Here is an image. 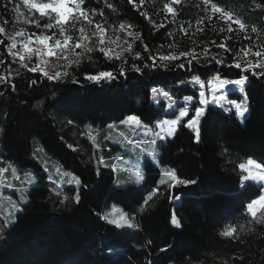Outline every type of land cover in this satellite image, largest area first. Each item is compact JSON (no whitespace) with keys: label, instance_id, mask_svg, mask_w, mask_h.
<instances>
[{"label":"trees","instance_id":"trees-1","mask_svg":"<svg viewBox=\"0 0 264 264\" xmlns=\"http://www.w3.org/2000/svg\"><path fill=\"white\" fill-rule=\"evenodd\" d=\"M16 1L0 0V5L8 3V10L0 6V26L5 32L21 26L13 9ZM210 2L242 20L245 29L231 25L229 32L230 25L213 14L204 0H83L82 10L97 13L89 19L117 38V54H123L128 66L137 52L145 59L151 53L159 63L160 56L193 50L201 54L207 47L212 55L224 58L226 65L241 62L242 48L264 52V0ZM168 7L173 11L167 12ZM45 22L43 18L41 25ZM27 27L37 33L45 31ZM0 41V60L5 62L0 64V75L10 72V83L16 85L15 90L0 86V169H4L0 178L20 187L48 180L75 202L69 212L58 215L37 192L28 210L25 190L18 196L3 189L15 200L0 197L1 214L8 216L15 201L16 210L28 212L29 224L18 232L12 230L0 245V264H264V207L255 218L246 208L260 195V187L247 182L241 188L238 169L249 158L264 164V78L249 75L245 85L248 111L242 122L234 113L210 106L199 143L192 130L181 126L163 146L158 141L157 146L144 144V151L135 146L124 153L121 150L129 144L121 135L123 128L112 130L109 125H120L130 114L147 126L174 118L162 105L154 104L150 89L169 91L175 100L196 93L186 84L192 79L186 74L187 66L181 70L172 65L170 70L143 75L130 72L111 84H94L85 80V74L112 70L113 62L92 41L63 67L69 77L47 81L8 55L3 33ZM220 43L233 49V59H229L232 53L216 47ZM177 63H185L184 58ZM226 65H197L195 74L221 69L235 78L237 70ZM119 66L117 62L115 67ZM214 75L213 71L201 78ZM228 98L238 100L232 93ZM38 100L43 101L41 106L33 107ZM189 112L194 113L192 105ZM69 120L73 123L68 124ZM129 157L140 161V177L124 166ZM93 168L99 172L96 182L88 175ZM173 170L179 178L197 183L169 187L171 176L165 173ZM76 173L82 175V184L71 180ZM149 195L152 198L144 205ZM110 207L134 215L138 227L118 229L109 224L102 217ZM173 214L182 228L170 223ZM230 227L236 229L234 237L220 235ZM161 248L168 251L161 252Z\"/></svg>","mask_w":264,"mask_h":264},{"label":"snow or ice","instance_id":"snow-or-ice-1","mask_svg":"<svg viewBox=\"0 0 264 264\" xmlns=\"http://www.w3.org/2000/svg\"><path fill=\"white\" fill-rule=\"evenodd\" d=\"M8 2H12V0H8ZM205 5H209L210 9L213 14L220 13L222 16L227 17L229 20L232 19V13L225 12L222 8L218 7L216 3H211L210 0H204ZM24 4L29 6L31 10H33L35 13H39L38 17H33L31 20H28L27 22L30 24H34L36 28L41 27V20L44 17L48 18V23L43 24V28L47 30H51L53 28H57L59 30V34L63 39L56 38V33L54 32L52 36L49 35H38L36 36V42L39 45L44 46V50L46 51L47 56L53 57L57 56L59 52H64L69 47V42L73 40V37L65 35L67 29H75L78 33L81 35L77 37L74 41L75 47L80 48L81 47V40L87 39L92 40L93 37H97L99 44H104V36L103 33L105 31L104 27H102L101 24H96L95 29L98 30L99 35L97 34V31H93L91 35H84L85 29L83 27L76 28L77 22H79L81 19L86 20L89 24L92 23V20L89 19L90 15H97L94 10L85 12L82 10V4L83 0H46V2L38 3L36 0H24ZM4 7L5 10H8V3H3L0 5ZM108 8H112V5H107ZM167 7V6H166ZM257 7H260V5H257ZM13 9L18 15H22L20 12V6L13 4ZM168 12H172L173 9L171 7L167 8ZM99 15H103V13H99ZM53 21L55 23H53ZM8 22L4 21V24L6 25ZM235 24L239 26L241 30L245 29V23L240 19H235ZM123 27V25H121ZM229 32L232 31L231 26L229 27ZM6 31V28L4 26H0V33H4ZM252 32H256V28H252ZM17 35H20V33H17ZM131 35V33H129ZM31 39V37H29ZM250 40V38H249ZM49 41H54V43L50 44ZM2 43V41H0ZM16 47L15 42H13L9 48L8 52L11 54L13 58L17 56L16 52H13L12 49ZM26 52L31 53L33 51L32 48L28 46L27 43L23 45ZM171 47V46H170ZM218 49H222L226 53H232L233 55L229 57V59H233L235 56V53L233 52V49L228 47L226 43H220L216 46ZM128 49H131V45H128ZM147 51V49H145ZM89 52L92 51L91 48L88 49ZM240 51L243 53L245 57L249 56L251 54V48H242ZM99 52L103 54L107 60L113 62V69L112 70H101L98 71L96 74H85V80L92 82L94 84H101L102 82L106 83H113L117 81L119 78L125 77L128 73H140L143 75L145 71L152 73L159 69L164 70H170V67L172 65H175L177 69L184 70L186 69V66L188 68L187 75L192 76V80L195 84L200 86V89L198 93H192L190 95H186L183 97V99L187 102H191L192 107L194 109V113H190L187 108H184L183 110L179 111L178 117L173 118L170 120H162L159 124V131L151 132V129L144 132V135L147 137L149 136V133L151 132V138L147 141H144L143 143L147 144L150 143L153 146H157V142L160 141V146H163L164 143L170 142L172 138H174L175 134L177 133V130L179 127H185L187 129L192 130L194 133V138L197 143L201 140V126L202 121L207 117L208 111L211 105L219 104V101L216 97V91L217 89L213 88L211 90L212 95L211 99L206 95V92L204 90V79L201 78L202 75L206 76L208 73L215 72V75L213 76V79L218 80V88L224 89L228 85H235L239 88V91L243 93V100L241 102H236L235 100L230 101L231 104L234 105L235 114L241 118L245 116V113L248 111L247 102L248 97L247 93L245 92V85L249 81V75L257 77V78H264V59H261L264 57V52L262 51H255L254 56L257 58L255 60V63L253 62H246L245 64H241L240 62H234L226 65V60L224 58H220L217 55H212L211 50L207 47L204 48L203 52L201 54H197L194 50L191 52H181L179 56L176 55H163L160 56L159 63L156 62V58L151 55V53L148 55L147 59L143 57L139 52L135 54L134 61L131 63L130 66H128L127 62L125 61V58L123 54H115V55H108L107 52L104 51L103 47L99 48ZM35 53L37 56L41 55V50L37 48L35 50ZM181 57L184 58L185 63H177L181 59ZM26 57L23 54L19 55V60L23 64L24 68H28L27 63H24ZM27 59L30 61L32 59L31 56H28ZM135 60L144 61L143 65H138ZM119 62L120 66L115 67L116 63ZM5 62L3 60H0V64H4ZM72 62L69 61V64ZM218 64V65H226L227 68H235L237 71L234 73L235 78H231L233 73L231 72H224L221 69H207L206 72H202L200 74H195L198 72L197 65H207V64ZM61 67H65L64 65H61ZM32 73H42L43 77L46 78L47 81H60L67 77H69V72L67 70L59 71L56 70L53 72V74H50L49 71H45L43 68L39 67V65L34 66L30 69H28ZM243 73V74H242ZM10 77L11 73L9 72L8 76L0 75V86L3 87H10L11 89L15 90L16 85L10 83ZM73 82L79 83V80H74ZM32 85L35 86L37 81L33 80ZM181 84L184 83V81L180 82ZM34 90V89H33ZM55 94V93H53ZM150 95L155 99L157 96L163 97L166 101H170V103H166L165 107L168 109H171L173 105H175L177 102L172 99V96L170 95L169 91H164L162 89L158 90L156 87H152L150 89ZM29 98H32L29 96ZM158 102V101H157ZM43 101H37L36 105H33V107H40ZM123 115V113H122ZM135 122L136 125L140 126V120L136 115H128L126 120H120L121 124L128 123V122ZM186 121V123H184ZM73 121L69 120L68 124H72ZM114 125H109V128L113 127ZM2 131V129H0ZM134 143L137 148L140 147V141L130 142ZM144 151V149H141ZM149 155H152L151 153ZM162 159V158H161ZM100 163H104L103 157L100 158ZM150 163V161L148 162ZM148 163H146L145 166H148ZM247 166H255L257 169H264V164L259 163L256 159L249 158L247 160V165L244 163H241L239 165V168L241 170L246 169ZM4 171V169H0V172ZM166 175L171 176L172 183L169 185L171 188H175L177 186H189L197 183L195 180L190 179H181L176 175V172L173 170L171 172L165 173ZM97 175H99V172H97ZM48 179H51V177H48ZM264 180V171L257 172L255 175H245L241 178V185L240 187H244V181L248 180ZM77 184H80V181H76ZM160 184H164L165 182L163 180L159 181ZM159 189L153 190L152 195H155V192ZM152 198L151 195H149L144 201L143 204L146 205L148 201ZM80 196L79 194L76 195V202L79 203ZM264 202V195H260L257 200H254L247 204V211L251 213V216L255 218L257 216V212L260 211L259 208H257V204ZM143 205L140 208V211H143ZM134 215L132 217H126L122 218L123 223H121L119 220H107V217H102V219H105L109 224L114 225L118 229H134L137 228L138 225L134 223ZM170 223L175 226L176 228H182V225L180 221L177 219V217L173 214L171 216ZM236 232V229L234 227H230L227 230H224L220 233L221 236L224 237H234V234ZM111 251V250H109ZM161 252L168 251L167 248H161ZM151 264V262H149Z\"/></svg>","mask_w":264,"mask_h":264},{"label":"rangeland","instance_id":"rangeland-1","mask_svg":"<svg viewBox=\"0 0 264 264\" xmlns=\"http://www.w3.org/2000/svg\"><path fill=\"white\" fill-rule=\"evenodd\" d=\"M36 2L43 3V2H46V0H36ZM15 4L20 6V12L22 13V15H18L16 13L19 21L21 22V26L18 29H13L9 32H4L3 35H4L5 40L7 41V53H8V55L14 61L18 62L22 66H23V64L19 60V55L20 54L25 55L26 59H25L24 63H27V65H28V68H26V69H30L34 66L39 65V67L43 68L45 71H49L50 74H53V72L56 70L63 71V67H61V65H64V66L68 65L69 61H72V59L74 57H77L78 51L80 52L81 50H83L92 41H93L92 44L94 47H95V45H96V47H99V48L103 47L104 51L107 52L108 55H115L118 53V50L120 48L119 41L117 40V38H113L112 35H109V33L105 32V31L103 33V36H104V44L103 45L99 44L97 37H93L92 40H87V39L81 40V47L76 48L74 41L81 34L78 33L75 29H67L65 35L73 37V40L69 42V47L67 48L66 51H64L62 53L59 52V50H57V52H58L57 56L49 57V56H47L46 51L44 50V46L39 45L36 42V36L41 35V34L52 36L53 33L55 32L56 38L63 39V37H61L59 34V30L57 28H53L51 30L45 29V31H43L41 33H37L34 30L33 31L29 30L27 26L33 27L35 25L30 24L27 21L31 20L34 16L38 17L39 13H35L33 10H31L29 8V6L25 5L24 0H17ZM167 12H168V10H167ZM216 14H218L219 18H221L223 21H225L230 26L231 25L238 26L235 24V18H233V16H232V19L229 20L227 17L222 16L220 13H216ZM44 18L46 19L45 23H48L49 22L48 18L47 17H44ZM53 23H55V22L53 21ZM77 25H76L77 29L80 27H83L85 29L84 35H86V36L91 35V33L93 31H97V34L99 35L98 30L95 29V25H93L92 23L89 24L86 20L81 19L79 22H77ZM40 28H43V26L41 25ZM17 33H20V35H17ZM29 37H31V39H29ZM13 42H15V44H16V47L14 49H12L13 52L17 53V56L15 58H13L11 56V54L8 52V48ZM25 43H27L28 46L33 49V51L31 53H28L25 51V49L23 47V45ZM49 43L52 44V43H54V41H49ZM37 48H39L41 50V55H39V56H37L35 53V50ZM251 50H252L251 54L247 57H245L242 53V55L240 57V61H241L240 63L242 65L245 64L246 62H249V61L255 63V60L257 58L254 56V53L257 50H254V49H251ZM28 56L32 57V59L30 61L27 59ZM261 59H264V57H262ZM40 74L42 75V73H40ZM186 84H188L191 88H194L196 90V93H198L200 86L195 84L192 79H190L188 82H186ZM218 84H219V81L213 79V76L208 78L207 80H204V90L206 92V95L209 97V99H211V95H212L211 90L213 88L217 89L216 97H217V100L219 101V104L211 105V107L222 110L225 113L231 112V113L235 114L234 105L230 103V101H232V100L228 98V94L232 93V94L238 96V100H235L236 102H241L243 100L244 94L241 93L239 91V88L235 85H228L224 89H219ZM158 90H160V89H158ZM151 98H152L155 105H162L164 107L165 113H173L175 115L174 118H177L179 111L183 110L184 108H187L188 110H190L191 105H192L191 102H187L183 98H181L179 100H175L172 98L177 103L175 105H173V107L171 109H168L165 107V105H166V103H170V101H166L163 97H159V96H157L155 99H153L152 96H151ZM246 114H247V112L245 113V116H246ZM236 117L240 122H242V120L244 119V117L241 118L237 115H236ZM126 119L127 118H125L124 120H126ZM162 120H170V119H162ZM162 120H160V121H162ZM160 121L154 122L151 126L143 125L142 123H140V126L138 127L135 122L130 121V122L124 123V124L120 123V125L116 124L113 127H111L112 130H117L118 126H121V128H123L121 131V135L125 139V143L129 144V148L123 147L124 151L121 150V152H124V153L127 152L128 153L129 150L136 149L135 144L130 143V142H135V141H140L141 143H140L139 148L145 149V147H143V146H145L144 145L145 143H143V142L147 141L151 138V132L159 131ZM149 129H151V132L149 133V136L146 137L144 135V132L148 131ZM148 144H150V143H147V145ZM130 156H132V155L130 154ZM116 158H117V160H120L121 157L118 154H116ZM247 160L244 162V164H246V165H247ZM127 163L130 165H133V167H135V169H136L138 162L133 157H129L127 160ZM114 168H117V167H114ZM238 169L241 172V178L245 175H255L257 172L264 171V169H257L255 166H247L246 169H244V170H241L238 166ZM88 175H89V179L91 181L96 182L97 174H96V171L94 168L89 171ZM71 180H73L74 182L79 180L80 184L83 183L82 175L79 173L72 175ZM5 182H6V179L4 178V176H2L0 178V183H1V185H0V196L4 197V198H10L9 193L6 191H3L4 188H3L2 184H4ZM247 182L254 183L255 185L259 186L260 187V195H264V180H251L250 179L248 181H244L243 183L245 184ZM5 188H8V187H5ZM37 192H41L45 196L46 200L49 202V204L51 206L52 212L55 214L60 215L62 213L69 212L74 207L75 202H74L73 197H70V196L63 194V192L61 191V189L58 186H56L54 183H52L50 181L45 180V181H36V182H34V184L32 186H30V191L28 194V196L30 198V206H27L28 210L30 209L31 205L34 203L35 194ZM258 197L254 200H257ZM254 200H252V201H254ZM175 201H177V199ZM263 207H264V202L257 204V208H259L260 210ZM106 214H107L106 217L108 220H119L121 223H123L122 218L132 217L131 215L127 216L124 213L119 212L118 210H116L115 207L108 208ZM249 214L251 215V213H249ZM16 219L17 220H16L14 225H12L11 227H7V226H5L4 222L0 218V245L2 243H4L12 235V230H15L18 232L19 230H21L22 228H24L25 226H27L29 224L28 212L18 214ZM134 223H135V221H134Z\"/></svg>","mask_w":264,"mask_h":264},{"label":"crops","instance_id":"crops-1","mask_svg":"<svg viewBox=\"0 0 264 264\" xmlns=\"http://www.w3.org/2000/svg\"><path fill=\"white\" fill-rule=\"evenodd\" d=\"M126 162H127V160H126ZM124 166H127V168L126 167H123V169L126 168L129 172L135 173L138 177L141 176L140 171L137 169V167L135 169V167H133L132 165H130L128 163H127V165L124 164ZM33 184L34 183H32V185ZM0 185H1V183H0ZM2 186H3L4 189H7L8 191H15L18 196H21L23 190H25V195H26V199H27L26 208H27V206H30V198L28 196L29 191H30V186L29 185L28 186H25V187H20L19 185L15 184V182L13 183V182H10L9 181V182H5L4 184H2ZM5 187H8V188H5ZM9 196H10V198H4V197H1V196L0 197L1 198H4L6 200H13L14 199L13 198V195H10L9 194ZM16 209H17V207H16V204H15V201H13L12 202V208H11V211H9L8 216H5V214L2 215L1 212H0V218L4 222L5 226L11 227L12 225H14L15 222H16V220H17L16 219L17 215L24 212V211L23 212H20L19 209L18 210H16Z\"/></svg>","mask_w":264,"mask_h":264}]
</instances>
